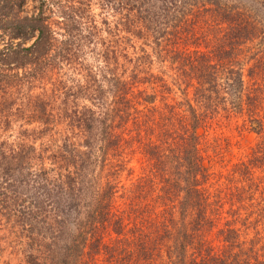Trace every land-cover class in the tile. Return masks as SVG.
I'll list each match as a JSON object with an SVG mask.
<instances>
[{
    "label": "trees",
    "instance_id": "16d2710c",
    "mask_svg": "<svg viewBox=\"0 0 264 264\" xmlns=\"http://www.w3.org/2000/svg\"><path fill=\"white\" fill-rule=\"evenodd\" d=\"M24 1L0 0V114L11 92L34 83H48L52 96L31 101L27 117L37 130L20 127L9 140L3 134L21 109L0 116V264H93L98 254L99 264H264V242L240 240L235 224L255 214L252 171L264 140L255 143V159L237 166L241 186L224 198L201 189L207 165L199 145L206 120L220 111L246 110L250 131H262L257 96L231 54L256 43L264 65V0H101L99 21L86 0H37L31 14ZM200 14L208 17L205 32L196 29ZM167 22L180 38L208 44L210 55L160 57L176 65L183 88L171 77H138L142 54L129 59L128 75L117 73L120 39L151 37L155 48ZM140 83L150 86L134 92ZM172 86L181 101L169 96ZM79 98L89 104L78 106ZM132 144L146 161L134 177ZM219 220L212 245L206 233Z\"/></svg>",
    "mask_w": 264,
    "mask_h": 264
},
{
    "label": "rangeland",
    "instance_id": "374dc122",
    "mask_svg": "<svg viewBox=\"0 0 264 264\" xmlns=\"http://www.w3.org/2000/svg\"><path fill=\"white\" fill-rule=\"evenodd\" d=\"M86 1L90 12H92V14H95V20L99 21L100 17L104 16L105 14V11L99 7L101 0ZM231 1L232 0H222L223 3L227 4L231 3ZM240 1L245 5L249 3H247V0ZM37 8V0H25L22 5L24 14L35 13L37 11ZM171 15L172 17H174L181 14L180 12L176 11V13L172 12ZM200 17H196V29L199 32H205L206 30L204 28V22L202 19H206L208 17L205 14H200ZM110 19L111 16L108 17V20ZM168 23L169 22H167L166 28L164 30L166 34L163 35L162 38H158V44L154 46L155 48H153L152 46L155 40L153 39V41L151 37L147 38L142 36L139 38H135L134 36H129V38H125L123 40L120 39L121 41L116 44V48L118 51L117 55L119 57L117 73L128 75L130 70L129 59L132 60L137 55L142 54L145 57V63L143 65V68H141L142 71H140L139 69L137 70L138 77L148 79L150 75H153L163 77L164 79L168 80L171 77V79H175V82L172 80L175 85L180 84V88H183V84L180 83L181 81H179L175 76L176 65L160 61V57L163 58L165 57V54L175 51L177 53L181 52L184 55H190L193 49H198V51H203L209 54L207 50L208 44L206 45L201 38H180L181 36L174 34V31H176L177 28H174L173 26L170 27ZM30 42L31 40L27 41L25 45L29 44ZM231 57L233 62V69L238 68L241 71L243 86L245 87V89L249 87L251 90H248L250 91L249 93L256 94L257 96V105L259 108L258 118L262 122L263 128L262 131H260V133L258 132L257 134L250 131L249 117L246 110H242L239 113H234L230 110H226L225 112L220 111L218 114L214 113L215 115L213 119L209 118L206 120L209 121V123L206 124L207 128L203 130V134H201L200 136L199 144L201 150H203V156L206 161L205 164L207 165V177L204 184L201 186V189L203 193H207L209 197L213 196L215 198H224L226 194H229L234 190V185H237L238 187L241 186L240 182L236 180L238 178V175H236V171L238 169L237 166L245 163L248 157H254L255 159L257 157V154L255 153V151H253V149L255 148V143L257 141L264 140V65L262 64V58L257 51V44L253 43L247 44L246 46L242 47L238 46L233 50ZM259 57L260 61L258 60ZM85 62L89 63L92 62V60L90 58H87ZM249 67H252V73L255 76H248L247 73ZM187 68L190 71L189 67ZM183 72L186 71L183 70ZM190 72L193 71L191 70ZM178 73L180 72L178 71ZM68 76L73 78L75 77V79H79L80 81L82 79L78 74L74 75L72 73H69ZM67 84H69V81L67 82ZM44 85H48V83H34V85L30 87L27 92L13 91L9 94L7 100V102H9L7 105L8 107L3 111L4 114L1 113L0 116L2 115L3 117L5 115H9V117H13L16 113L15 109L21 110L20 113L17 114L18 116H15V119L10 118V128L7 129L6 132H4L3 137L8 136V139L10 140V135L18 131L20 127L26 129L33 128L35 130L41 127L37 120L33 121V118L27 117V113L30 114L31 111L34 110V103L31 101L35 97L47 96V101L51 99L52 95L49 93V90H46L44 88ZM149 86L150 84L148 83H140V86L134 85L133 90L135 92L137 90H143L144 88ZM190 91L189 94L187 91H185L186 98L187 95L188 98L190 97ZM169 96L172 97L175 102L181 101L180 97H182L180 95V90H176L175 88H173V86ZM60 97H52L54 104L58 103ZM190 102L193 103L192 100H190ZM77 104L78 106H80V104L88 105L89 103L87 100L82 101V99L79 98L77 99ZM48 106L46 107V109L49 108ZM137 107L139 109H142L141 105H137ZM35 117L36 116H34V119ZM59 127L61 126H58V128ZM59 130L62 131L60 128ZM199 132L202 133L201 130H199ZM61 133L65 132L62 131ZM40 139H35V144L40 145L39 143L42 141ZM126 156L129 158L127 164L128 167H131V173L133 174V177L134 175L136 176L139 173L144 172L143 168L145 167L146 161L137 144H132L130 146V149L127 151ZM259 158L260 154H258V157L256 158L257 160H255V167L252 171V176L255 179V205H252L248 208V210L250 211L253 210L255 214H251L248 216L250 222L247 220L248 222H245L244 224H240L238 222L235 223L238 225L237 227H239L240 230L238 236L240 240L246 241L251 239L252 237H255L258 243L264 242V158ZM121 181L128 182V178L121 177ZM243 203L244 205L247 204L245 199ZM226 208L227 204L222 205V217L225 215L223 211ZM244 213H247V211H242V213L240 214L241 218H243ZM222 222L223 220H219L216 226L206 233L212 245H216L218 238L221 237L218 236L215 232L216 229L221 226ZM101 258V254L96 255L93 264H99Z\"/></svg>",
    "mask_w": 264,
    "mask_h": 264
}]
</instances>
